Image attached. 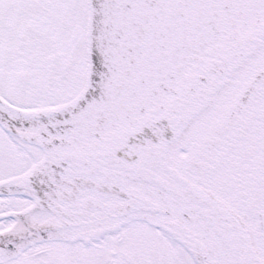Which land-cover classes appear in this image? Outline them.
I'll use <instances>...</instances> for the list:
<instances>
[{
  "label": "snow or ice",
  "instance_id": "1",
  "mask_svg": "<svg viewBox=\"0 0 264 264\" xmlns=\"http://www.w3.org/2000/svg\"><path fill=\"white\" fill-rule=\"evenodd\" d=\"M0 264H264V0H0Z\"/></svg>",
  "mask_w": 264,
  "mask_h": 264
}]
</instances>
